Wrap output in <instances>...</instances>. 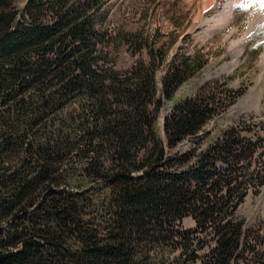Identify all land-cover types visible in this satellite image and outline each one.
I'll return each mask as SVG.
<instances>
[{
  "label": "trees",
  "instance_id": "trees-1",
  "mask_svg": "<svg viewBox=\"0 0 264 264\" xmlns=\"http://www.w3.org/2000/svg\"><path fill=\"white\" fill-rule=\"evenodd\" d=\"M107 2L0 0V264H264V229L237 216L263 138L203 132L240 94L205 84L160 134L205 62L159 76L164 51L108 27Z\"/></svg>",
  "mask_w": 264,
  "mask_h": 264
},
{
  "label": "rangeland",
  "instance_id": "rangeland-1",
  "mask_svg": "<svg viewBox=\"0 0 264 264\" xmlns=\"http://www.w3.org/2000/svg\"><path fill=\"white\" fill-rule=\"evenodd\" d=\"M23 2L19 0L20 5ZM231 3L234 7L228 15L222 9ZM240 3L241 0H108L105 4L102 13L108 27L124 32L143 29L164 51L166 57L159 76L173 62L180 66L183 59L191 62L195 57L205 62L165 102L158 119L160 134L163 118L174 104L194 95L201 86L217 81L240 95L204 127L203 132L208 135L205 145L236 127L245 137H262L259 149L264 150V28L253 34L239 53L238 42L260 11L258 3L246 9L239 7ZM187 146L186 141L182 148ZM237 216L264 229V186L246 196ZM183 226L191 228L194 223L187 218Z\"/></svg>",
  "mask_w": 264,
  "mask_h": 264
},
{
  "label": "bare ground",
  "instance_id": "bare-ground-1",
  "mask_svg": "<svg viewBox=\"0 0 264 264\" xmlns=\"http://www.w3.org/2000/svg\"><path fill=\"white\" fill-rule=\"evenodd\" d=\"M236 5L238 3H235ZM256 4V3H255ZM231 7H234L233 3H231V5L228 7V6H225L222 10H224V12L228 15H230L231 11H232V8ZM216 11H218V9L216 8ZM221 13V10L219 11V14ZM253 22H252V26L250 27V30L247 31V34L246 36L240 40L238 42V45H237V49L240 52H242L247 40L253 35L255 34L256 32L260 31L261 29L264 28V13L260 11L257 12V14H255V17L253 18ZM251 24V23H250ZM261 64L264 66V55H263V58H262V61H261Z\"/></svg>",
  "mask_w": 264,
  "mask_h": 264
},
{
  "label": "snow or ice",
  "instance_id": "snow-or-ice-1",
  "mask_svg": "<svg viewBox=\"0 0 264 264\" xmlns=\"http://www.w3.org/2000/svg\"><path fill=\"white\" fill-rule=\"evenodd\" d=\"M253 3H258L261 12L264 13V0H249L248 3H245L244 0H241L239 7L242 9L251 8Z\"/></svg>",
  "mask_w": 264,
  "mask_h": 264
}]
</instances>
